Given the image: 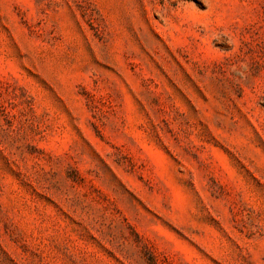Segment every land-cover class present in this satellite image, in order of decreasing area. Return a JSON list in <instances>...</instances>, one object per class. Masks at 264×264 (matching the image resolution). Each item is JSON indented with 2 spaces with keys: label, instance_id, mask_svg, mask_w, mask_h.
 <instances>
[{
  "label": "rangeland",
  "instance_id": "1",
  "mask_svg": "<svg viewBox=\"0 0 264 264\" xmlns=\"http://www.w3.org/2000/svg\"><path fill=\"white\" fill-rule=\"evenodd\" d=\"M0 264H264V0H0Z\"/></svg>",
  "mask_w": 264,
  "mask_h": 264
}]
</instances>
